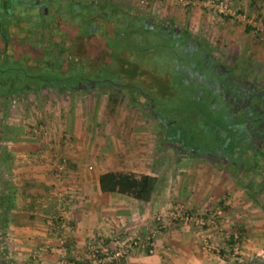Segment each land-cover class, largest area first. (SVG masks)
<instances>
[{
  "label": "crops",
  "instance_id": "crops-1",
  "mask_svg": "<svg viewBox=\"0 0 264 264\" xmlns=\"http://www.w3.org/2000/svg\"><path fill=\"white\" fill-rule=\"evenodd\" d=\"M166 5L153 2L148 9L164 10ZM165 12L171 14L173 10ZM168 15L172 21L165 20L168 24L163 33H174L178 35L175 39H182L183 43L178 46L182 54L202 46L185 28H178L174 16ZM138 23L143 24L148 33L158 30L142 18ZM205 48L202 47L201 55L189 56L191 60L182 65L184 75L181 76L186 84H203L207 90L209 84L203 74L209 66H216V60ZM199 60L201 68L197 70ZM157 80L159 90L167 92L168 72L164 71ZM139 81L137 85H143L146 79ZM1 99L5 98L1 96ZM143 104L141 102L138 108L147 110ZM110 109L113 111L115 105ZM147 113L144 112L142 117L133 112L114 113L109 116L110 122L105 129H95V133L100 131L95 135L100 139L93 146H87L90 138L87 132L75 133L74 141L67 148L62 147L65 149L31 140L32 136L31 141H23V128L16 122L4 123L1 118L0 264H60L62 259H74V264H84V241L98 234L106 242L114 231L122 239H144L148 235L152 246L148 251L136 245L113 264H264L261 207L251 204L244 188L233 179L224 164L220 165L209 156L223 157V148H216L217 151L204 149L198 154L194 149L188 150L183 143L178 145L174 134L162 129L158 135L162 141L156 145L151 140L154 137L151 123L160 124L161 118L152 115L149 109ZM98 124L95 120L94 127ZM172 128L178 129V124ZM57 152L68 158L62 171H55ZM174 153L179 156L172 161L170 155ZM179 157L188 160L190 167H181ZM107 170L155 174L156 183L165 175L166 184L159 190L154 187L149 199L143 201L125 192L101 190L98 175ZM57 172L59 177H56ZM179 204L198 213L218 210L225 230L231 226L240 230L242 262H231L230 257L199 250L202 236L223 245L225 240L218 232L169 220L166 215L155 218L156 214ZM58 213L66 220L63 229L55 227ZM59 235L64 237L62 244L57 241Z\"/></svg>",
  "mask_w": 264,
  "mask_h": 264
},
{
  "label": "rangeland",
  "instance_id": "rangeland-1",
  "mask_svg": "<svg viewBox=\"0 0 264 264\" xmlns=\"http://www.w3.org/2000/svg\"><path fill=\"white\" fill-rule=\"evenodd\" d=\"M83 1L96 5L104 4L105 2L109 3L107 4L108 7L119 8L126 15H133L140 20L142 18L147 23L151 22L154 27L158 28L164 27L166 23L168 24V22L165 23V20H169L166 16L169 13H163V11L173 10V13L168 16H174L175 20L178 21V28L179 26L185 28V31L192 38L195 37V42H198L202 46H196V48L182 54L178 48L183 43L181 38L179 40L174 39L169 33L159 32L158 30L148 33L149 31L146 28L138 27L135 30V34H131L129 41L127 40L125 43L114 42L112 48L107 51L110 58H112L111 55L113 57L120 55L123 50L128 49L130 51L129 63L126 67H116L118 72L115 79L124 82L125 79L121 77L119 70H125L128 73H135L134 77L132 76L129 79L132 88L133 86L140 87V85H137L140 82L139 80H150L147 82L149 85L146 99L155 105L153 110L161 118L160 124L155 121L151 123L152 131L154 132V137L151 140L156 145L162 141V137L158 138L162 129L166 133L174 134L178 145L183 143L185 146H188V150L194 149L198 154H202L201 152L204 149L214 148L217 151V149L223 148L224 158L215 154L213 156L210 154L209 156L218 161L220 165L224 164L225 169L233 179L240 183L241 187L246 191V199L251 204L257 206V208L261 207L264 219V194L260 191L261 181L257 178L259 175L246 173L245 169H243L245 162L241 163L242 168L239 170L237 167L230 165L226 159L231 158L232 161H235L234 158L238 155L240 148L235 147L236 145L233 146L236 144L235 140H233L235 134L230 130L231 127L227 125V122L224 121L223 114H221L224 111L219 107L220 103L216 94L212 93L210 96V94H206L204 91L198 92L199 84L196 86H193V84L189 85L182 79L184 75L182 73V65L186 64V61L191 60L190 57H193L191 54L196 53V55H201L203 53L201 51L202 47L206 46L205 49L216 60V66L223 67L225 65L230 73L235 76L236 80L253 83L264 91V0H255V2L252 0H222L227 7L225 12H220L212 6V4H215L219 0H189L190 2L187 5L175 2V0H146L145 2L141 0ZM153 2L167 5L164 10L159 9L157 11L153 9V11H150L148 7ZM67 4H70L69 0L52 1L53 7L62 6L64 10L68 8ZM247 6L250 7L247 8ZM60 13L63 15L61 16V20L64 19L65 21L61 23V20L57 19L55 24L49 23L45 34L50 32L64 35L66 32V35L72 37L76 34L78 36V32H82L83 34L87 32L85 21L81 24H76L77 21L75 23L73 19H69L66 11ZM14 16V22L17 20L23 22L21 23L22 27H17L19 31H25L27 27L31 29V33L26 35L27 43L31 44L34 42V44H39L42 40L41 35L35 33V31L34 33L32 32L35 26L38 25L37 20L31 18L20 8L16 9ZM86 16L87 14L84 13V18ZM76 20H81V18L78 17ZM169 21L171 22L172 20ZM76 25H78L77 29ZM260 26H262L261 29L259 28ZM36 27H41V24ZM12 32L16 34L14 30ZM98 32L101 34V39L111 41V39L107 38L105 32L102 33L99 30ZM0 33L2 34L1 30ZM229 34L231 35L229 36ZM7 35L11 36L9 33ZM8 36H3L1 39L12 40L13 36L7 38ZM17 37H15L16 40L14 41L22 42L23 36L18 35ZM2 44H4L3 41ZM82 46L80 45V48ZM92 48H88L87 50L89 55L97 50H102L105 53V49H103L104 43L102 47L99 46L100 49L94 47L92 50ZM22 49L24 52H30L29 47L24 44L19 48V51H22ZM12 51L14 53L17 52L16 50ZM31 54L39 55L40 53L32 52ZM100 54L101 52L96 53V55ZM72 62L73 57H68V64ZM27 63L28 60H26L24 54L20 55L19 58H11L0 45V79L3 81L7 82L8 76L14 73L19 77L18 81L20 83L32 81L34 84L48 82L50 79L53 80L54 76L60 75L56 72V68L49 67L45 63L41 65L38 63ZM99 65L100 63L93 67L92 78L98 77V75H107L106 77L110 76L111 78L115 76L110 63ZM196 66L198 67L197 70L201 68L200 60ZM68 69L70 73L72 71L71 66ZM164 71L168 72L169 75L168 88L164 87L167 89V92L164 90L165 92L163 91L158 94L156 91L159 90V80L155 78H160V75ZM1 87L2 89L6 88L5 84L1 85ZM110 92L111 98H108L106 96L107 92L105 93L104 90L97 88H87L84 90L82 88L40 86L34 90L20 92L6 99H1L0 120L2 118V122L9 124L18 123L24 131V136L21 137L23 141L39 140L42 144L50 147L57 145L60 149L62 147L67 148L74 141L75 133L84 134L87 132V136L90 137L86 138L87 146L89 144L93 146L95 141L100 139L98 136L95 137L96 133L100 132L97 131L95 133V129H105L109 125V116L112 114L121 115L124 112L126 114L133 112L142 117L144 112H148V110H140L138 108V105L141 104L140 97L132 91L129 92L124 89L121 90L120 94L112 90ZM133 101L134 103L132 104ZM112 105H115L113 111L110 109ZM144 108L146 109L145 105ZM95 120L99 123L97 127H94ZM174 124H178V129L172 128ZM31 136L33 139L30 140ZM1 143L2 139L0 138ZM178 156V154L174 153L170 155V158H173L172 161H174ZM67 161L66 155H63L62 152H57L55 154V171H62ZM178 161L181 167H190L188 160L179 157ZM253 161H256V159H253ZM256 168H259V166L254 169ZM164 176L159 177L157 180L154 186L155 190H159L166 184ZM218 220L221 232L218 230L213 232H218L225 240L223 245L220 242L215 243L222 248L220 252L221 256L230 257L232 259L231 262H242L243 259L241 258L243 257L240 252L241 238L239 234L241 231L235 226H231L225 230L219 215ZM232 231H236L239 238V252L237 254L231 252V249H229L230 240L227 242L228 238L224 236V233Z\"/></svg>",
  "mask_w": 264,
  "mask_h": 264
},
{
  "label": "flooded vegetation",
  "instance_id": "flooded-vegetation-1",
  "mask_svg": "<svg viewBox=\"0 0 264 264\" xmlns=\"http://www.w3.org/2000/svg\"><path fill=\"white\" fill-rule=\"evenodd\" d=\"M53 0H0V26L2 34L0 33V45L4 49V52L7 53L12 50H16L15 53L16 57L19 58L20 55L27 54L26 60H28V63L35 62V57L38 55L31 54L32 52H39L41 54V47L40 44H35L37 46H32L30 43H27V39H24L25 41H14L16 40L15 37L22 36L23 33L18 30V28L21 26L22 21H15L14 12L16 9L20 8V10H24L31 18H34L35 20H42V22L46 23L45 28L43 27V41L41 42L45 43L51 42L55 40L56 38L59 39V41H63V44H66L67 47L71 41L72 37L69 35H66V32L61 35H57L54 33L48 32L45 34L47 28L50 24H55L57 19L61 20V13L63 12L57 7L52 6ZM91 3V2H89ZM7 4H12L10 11L7 10ZM92 4V3H91ZM109 4V3H106ZM115 8V7H111ZM121 14H124L127 18L135 19L136 21H139L140 19L134 18L133 15H126L123 10H120L117 8ZM68 16V15H67ZM69 17V16H68ZM134 20V21H135ZM65 20H61V23ZM106 22V21H103ZM106 24L107 28H110V25L112 24V20L110 22L108 21ZM65 24V23H64ZM63 24V28H64ZM61 25V24H59ZM146 25V23H145ZM18 27V28H17ZM156 28V27H154ZM158 28V27H157ZM75 29V26H74ZM16 31V34H13L12 31ZM148 30V29H147ZM163 30H166L164 27H159L158 31L163 32ZM174 30V27L171 26V31ZM7 33L11 34V36H8ZM73 35V34H72ZM11 38L10 41L6 39H1V37ZM76 36V35H74ZM73 36V37H74ZM171 37L178 38L177 34L170 33ZM91 37H95L91 35ZM131 35L128 36V41ZM174 38V39H175ZM18 39V37H17ZM45 40V41H44ZM76 40L75 38L73 41ZM178 40V39H177ZM2 41L4 44H2ZM89 42V39H86L84 37V43L82 42V48L79 47L77 56L82 59L79 63V70L83 71L84 75H80L79 78L72 82H69L70 80H65L62 83V87L65 88H82L86 90L87 88H97L104 90L106 93V96L111 98L110 91H115L117 94L121 93V90H128L129 92L132 91L133 93L137 94L140 97L141 102H144L146 109H149V112L151 114H157L156 111L153 110L155 107L154 104L150 103L149 100L146 99L147 96V90L150 80H146L143 82V85L133 86V88L130 86L129 79L134 75V72H127L125 70H119L120 75L124 80L118 81L116 80V73L118 72V69L116 67H126L129 63L130 58V51L123 50L120 55H116L112 58H110L108 49L105 50V53H102L100 55H96L98 50L94 52L91 55H86L88 48L93 47L92 45H84L85 42ZM9 42V44H8ZM22 44L29 47L30 52L28 51H19V48L22 47ZM20 46V47H19ZM75 48V46H74ZM94 48V47H93ZM92 48V50H93ZM100 52V51H99ZM39 54V55H40ZM120 56V57H119ZM27 63V64H28ZM87 63V65H86ZM100 63L99 66L102 64L107 65L110 63L113 67V74L115 73L114 77H106L105 76H99L92 78L91 73L93 72V67ZM61 69L63 72H67L69 69V64L66 61V58H62V64ZM115 70V71H114ZM78 71V70H77ZM161 76V75H160ZM203 77L205 78V81L208 82V89L212 93L216 94V97L218 98V102L220 103L219 107L224 111L222 113L224 121L227 122V125H229L231 128L230 130L235 134V142L236 146L240 148L238 151V155L234 158L235 161H232L231 158H226L230 165H233L237 167V169L240 170L242 168L243 162H245V165L243 169H245L246 173H252V174H258L259 180L261 181L260 184V191L262 194H264V91L261 88H258L257 85H254L253 83H246L244 81L236 80L235 76L232 75L228 68L222 67V66H209L208 71L203 74ZM114 78V79H113ZM157 79V78H156ZM105 82V83H104ZM49 82H40L38 83L36 88H39L40 86H46V87H52L50 86ZM61 87V88H62ZM159 89V88H158ZM162 92L164 90H161ZM206 92V88L204 89ZM158 94L162 93L160 90L156 91ZM206 92V93H207ZM115 93V94H116ZM214 94V95H215ZM3 95L0 92V97ZM143 98V99H142ZM149 102V103H148ZM235 154V153H234ZM249 156V157H248ZM256 156V157H254ZM253 159H256V161H253ZM242 163V164H241ZM254 169L255 167H258ZM244 171V170H243ZM258 183V182H257Z\"/></svg>",
  "mask_w": 264,
  "mask_h": 264
},
{
  "label": "trees",
  "instance_id": "trees-1",
  "mask_svg": "<svg viewBox=\"0 0 264 264\" xmlns=\"http://www.w3.org/2000/svg\"><path fill=\"white\" fill-rule=\"evenodd\" d=\"M69 1L70 4H67L68 7L67 9L64 10L62 6H58V9H60L61 11H66L68 13L69 19L70 18L73 19L75 23L77 21L76 24H81L85 21L87 26L86 28L87 32L84 34L82 32H78V36L75 37L72 36L71 41L68 42L70 43L68 47L66 44H63V41H59L58 38H56L51 42L50 41L49 42L46 41L45 43L40 42L41 43L40 47L42 48L41 54L35 57V62L28 63V64L38 63L40 65L45 63V65L49 67L56 68L57 70L56 72L63 77H61L60 75L54 76L53 80L50 79V81L48 82L51 83L49 84L50 86H54L57 88L62 87L61 84L65 80H70L69 82H72L76 80L77 77L79 78L80 75H84L83 71L79 70L80 68L78 67L79 66L78 62L80 60L82 61L81 58L83 57L79 58L77 56L80 45H82V42L84 43V37H86V39H89V42L86 41L84 45H92L93 47H96L98 49L99 46L102 47L104 43L103 49L110 50L114 42L125 43L128 40V35L135 34L136 28L137 29L138 27L143 28V24H139L138 21H136L135 19L134 21L133 19L127 18L124 14H121V12L117 8L108 7V5L105 4L106 2L104 4L96 5V4H91L89 2H85L83 0H69ZM11 5L12 4H7L8 11H10L9 9L11 8ZM84 13L87 14L85 18H84ZM78 17L81 18V20H76ZM110 20H112L113 25H110V28L108 29L106 24H109L107 22L108 21L110 22ZM37 23L38 25L41 24V27H36L38 26L36 25L35 29H33L32 32L34 33L35 31V33H39L43 41L44 31L42 28L45 27L46 23L45 22L43 23L41 19L38 20ZM77 27L78 25H76V29ZM0 30H1V26H0ZM98 30L101 31L102 33L105 32L107 34L106 35L107 38L111 39V41L109 42L105 39L104 40L101 39L100 38L101 34L98 32ZM16 31L18 32L19 30ZM20 32L23 33L22 41H25L24 39H27L26 35L31 33V29L27 27L25 31L23 30ZM91 35L95 37H91ZM74 38L76 40L73 41ZM32 43L31 45L34 46L35 45L34 42ZM11 50L12 49H10V51L7 52L8 55L11 58L13 57L17 58L15 56L16 54L13 51L11 52ZM99 51L102 52V50ZM24 55L27 56V54ZM86 55H89V53L87 52ZM71 56L73 57V62L69 64V66H71L72 71L70 73L69 70L67 72H63V70L60 67L62 64V58H66V61L68 62V57ZM18 78L19 77L16 76V73H14L13 75L8 76L7 82L0 79V92L3 94L1 95L3 96V98L6 99L9 96L12 95L14 96L15 94L20 92H28L30 90H34L36 89L39 83L38 82L37 84H34L32 81L29 82L24 81L23 83H20L18 81ZM4 84L6 88L2 89L1 85ZM204 89H205L204 85L200 84L197 91L203 92ZM206 94H210V96L212 95L209 89ZM5 130H8V128H5ZM235 145L236 144H234L233 146ZM155 183H156V175L151 173L136 174L132 171L122 172V171L107 170L101 172L98 175V184L101 190L125 192L133 196L134 198L143 201L149 199Z\"/></svg>",
  "mask_w": 264,
  "mask_h": 264
},
{
  "label": "built area",
  "instance_id": "built-area-1",
  "mask_svg": "<svg viewBox=\"0 0 264 264\" xmlns=\"http://www.w3.org/2000/svg\"><path fill=\"white\" fill-rule=\"evenodd\" d=\"M141 1L145 2L146 0ZM175 2L187 5L190 1L175 0ZM212 6L220 12H225L227 8L226 4L222 0L217 1L215 4H212ZM259 28L261 29L262 26ZM56 177H59L58 172ZM162 215H166L169 220L172 219L177 222L190 223L199 228L206 227L211 231H220L218 210H208L207 212L198 213L188 210L183 204H179L175 208H169L163 213L156 214L155 218L161 219ZM55 223V227L57 229H63L65 227L66 220L61 213H58V215L55 216ZM224 236L230 240L229 249H231V252L233 254H237L239 252V238L237 232H227L224 233ZM57 241L59 244H62L64 242L63 235H59ZM136 245L151 251L152 242L148 235H146L144 239H135L131 237L128 239H122L120 234L116 231L111 232L109 234L108 241L105 242L102 240V237L97 234L84 241L83 246L86 251V260L84 264H113L115 260L127 255ZM199 248L202 252H214L222 255L220 253L222 248L211 242L207 236H202ZM74 261V259H62L60 260V264H74Z\"/></svg>",
  "mask_w": 264,
  "mask_h": 264
}]
</instances>
